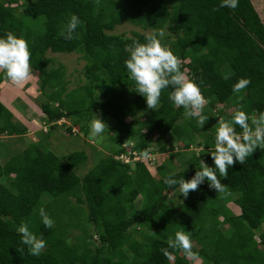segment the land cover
I'll list each match as a JSON object with an SVG mask.
<instances>
[{
    "label": "trees",
    "instance_id": "obj_1",
    "mask_svg": "<svg viewBox=\"0 0 264 264\" xmlns=\"http://www.w3.org/2000/svg\"><path fill=\"white\" fill-rule=\"evenodd\" d=\"M18 2L0 0V37L10 31L28 42L46 124L55 129L61 120L72 119L68 134L75 135L77 128L89 136L94 114L103 121L112 117L115 124L108 134L116 146L84 176L78 171L88 159L86 152L76 150L62 159L52 151L51 131L0 162V264H192L179 249H168L173 261L161 251L176 231L192 234L198 247L192 251L203 264H264V150L257 149L243 165L230 167L227 178H219L223 191L211 190L205 181L176 212L170 192L179 185L170 189L164 179L175 174V179L190 180L197 170L173 171L160 165L156 178L146 161L134 162L132 170L130 163L118 158L130 152L142 156L170 136L188 149L194 143L192 132L201 127L168 99L171 88L162 92L156 109H148L124 64L126 46L133 40L146 42L145 34L128 38L109 33L123 21L156 33L168 29L174 39L170 44L158 38L182 60V70L189 69L208 100L205 129L215 131L209 127L215 120L213 111L229 104L245 111L251 123L253 115L264 112V22L253 0H238L235 9L221 8V0ZM73 14L82 22L74 33L78 38L65 40L59 34ZM48 52L81 55L86 84L66 93L70 81L65 79V67L49 69ZM5 77L0 72V83ZM241 78L251 83L234 94L233 85ZM233 113L218 114L230 121ZM12 114L0 101V136L26 135L28 128L13 123ZM234 127L237 133L242 131ZM214 144L213 137L199 144L206 150L199 161L211 167ZM139 196L143 207L132 208ZM70 198L78 201L76 207ZM230 202L240 208L239 215L227 206ZM41 208L54 227L43 225ZM21 222L46 241L39 257L21 244L17 232ZM229 223V229L222 228ZM73 229L81 233L74 241Z\"/></svg>",
    "mask_w": 264,
    "mask_h": 264
},
{
    "label": "clouds",
    "instance_id": "obj_2",
    "mask_svg": "<svg viewBox=\"0 0 264 264\" xmlns=\"http://www.w3.org/2000/svg\"><path fill=\"white\" fill-rule=\"evenodd\" d=\"M221 8L238 7V0H221ZM82 22L75 15H71L68 22L60 32L65 40L78 38L74 35L75 30ZM158 36L163 32H151L145 35L144 43L133 40L132 44L126 46L125 51L128 58L124 61L129 79L135 84L134 91L143 96L148 109H156L161 100L162 92L171 88L168 99L177 107L184 109L186 118H195L201 128L206 124L208 117L203 110L208 100L201 92L199 85L189 76V69L183 68L182 60L177 57L168 47L161 43ZM31 52L28 42L17 37L12 32H7L0 37V72L5 73L6 79L20 86L33 78L30 64ZM251 83L249 79L241 78L233 85V93L238 94L246 89ZM241 110L234 111L230 121L220 118L215 133L214 151L210 153L214 167L209 166L204 160L199 161L198 170L190 180L184 178L175 179V174L165 177L164 183L172 189L179 185V191L185 198L190 192L198 191L199 186L207 181L211 189L221 192L224 185L218 178H227L228 169L237 162L243 165L249 156L257 149L264 150V112L251 117ZM238 125L242 131L237 133L234 126ZM90 138L101 136L108 130L106 123L94 114L90 121ZM199 142V138H197ZM142 158L149 159L150 153L145 150ZM119 160V159H118ZM42 223L46 228L54 227V221L46 211L39 210ZM21 236V244L26 245L30 255L39 257L46 248V241L38 238L30 231L27 223L21 222L17 228ZM168 248L161 249L168 260L173 259V254L168 251L179 249L186 257L196 259L197 255L192 251L193 243L190 232L176 231L174 238L169 237ZM23 252L24 249H18Z\"/></svg>",
    "mask_w": 264,
    "mask_h": 264
},
{
    "label": "rangeland",
    "instance_id": "obj_3",
    "mask_svg": "<svg viewBox=\"0 0 264 264\" xmlns=\"http://www.w3.org/2000/svg\"><path fill=\"white\" fill-rule=\"evenodd\" d=\"M33 0H19L20 3H27ZM253 3L256 6V10L258 11L262 21L264 22V0H253ZM153 32L152 30L144 29L133 23L128 21H123L121 24L117 25L115 29L110 34L114 35H122L128 38L133 37L135 34H148ZM163 32V42L170 44L174 39L172 38L168 29L162 30ZM169 47V46H168ZM48 58L52 59V63L50 64L49 69L58 68L63 65L65 67V79L70 81V85L67 86V92L72 91L76 88L82 87L86 84L87 80L83 74L84 67L86 62L81 58L79 54H54L52 52H48L46 55ZM33 78L29 81L25 82L23 85L17 86L10 81H8L5 77L2 83H0V101L8 106V109L13 111V123L21 124L28 128V134L25 137L20 138H11L7 135L0 136V162H4L9 159L11 156L22 153L28 144L35 143L40 141V135L42 133H50L51 138L49 142L53 144L52 151H54L57 156L62 159L67 158V155L73 151H85L88 159L85 164L79 169L78 173L81 176H84L90 169L95 167L98 162L105 155L109 154V148L115 147L114 143L109 139L110 135L108 132L112 129L115 124V121L112 117L107 118L104 122L106 123L108 130L96 138H90L89 136H84L82 133L77 132V128L73 130L75 135H69L67 132L68 127H72L74 120H61L57 123L58 127L55 129H50L49 124H44L46 122L45 116L41 111V107L39 102L43 99L41 97L42 90L39 89V86L36 83L38 80L37 73H33ZM236 110V107L233 104L219 106L213 113H216L215 120L211 122L209 125L210 128L215 129V131L205 129L207 124L204 125V128H201L198 132L193 131V140L194 143L190 148H182V143L176 140L174 137H168L166 141H162L161 143H154L156 147H151L150 154L152 159L146 161L149 164L150 171L156 178H158L157 167L160 165L166 166L167 169L173 168V171L178 170H189L195 169L198 170L199 165V155L206 151L203 146H199V144L204 143V141L208 137H213L215 139V133L217 128V123L220 118H225V116L219 115V111H223L225 115H230ZM142 117V116H140ZM137 119H140L139 117ZM143 119V117L141 118ZM196 126L199 125L197 120L195 122ZM205 130H208L207 132ZM199 138V142L197 141ZM17 146V147H15ZM170 147H174L175 150L169 149ZM185 157V160H184ZM129 156H127V159ZM131 169H135L134 160H129ZM153 162V163H152ZM218 178L219 175H218ZM5 183V180L1 181ZM207 183V181H206ZM208 185V183H207ZM209 187V186H208ZM210 188V187H209ZM211 189V188H210ZM214 190V189H211ZM143 197L139 196L133 203L131 204L132 208L140 209L143 207ZM171 205L176 212H179L180 204L185 200V197L181 195L179 190H175L170 192ZM71 206L76 207L78 201L75 198H70ZM227 206L231 209L234 215L240 214V208L237 207L233 202L227 204ZM232 226L231 223L223 226V229H229ZM89 230V227H88ZM262 231L264 232V225L262 227ZM149 233L148 231L146 232ZM80 231L78 229H73L71 231V240H75V235H80ZM260 232L256 233V238L258 242ZM192 236V234H191ZM85 239V238H84ZM94 239H97L94 237ZM192 239V237H191ZM96 240V241H97ZM89 241V239H88ZM193 247L198 248L196 243L192 240ZM192 264H203L199 258L192 259L189 258ZM173 261V259H172Z\"/></svg>",
    "mask_w": 264,
    "mask_h": 264
},
{
    "label": "built area",
    "instance_id": "obj_4",
    "mask_svg": "<svg viewBox=\"0 0 264 264\" xmlns=\"http://www.w3.org/2000/svg\"><path fill=\"white\" fill-rule=\"evenodd\" d=\"M131 155H133V158L131 157ZM127 156H129L128 159L130 161L131 160H134V162H140V161L145 160V158H142V156H140L139 154H137V152H133V153L130 152V154H128V155H121L118 159L121 160L122 162L129 163V161L127 159ZM151 159H152V157H151V154H150L149 162H150Z\"/></svg>",
    "mask_w": 264,
    "mask_h": 264
},
{
    "label": "crops",
    "instance_id": "obj_5",
    "mask_svg": "<svg viewBox=\"0 0 264 264\" xmlns=\"http://www.w3.org/2000/svg\"><path fill=\"white\" fill-rule=\"evenodd\" d=\"M7 107H8V106H7ZM11 112L13 113L12 110H11ZM44 124H46V122H45ZM27 134H28V132H27ZM27 134H26V135H27ZM26 135H24V136H9V135H7V136H9V137H11V138H14V139H15V138L17 139V138H20V137H25ZM4 136H5V135H4ZM15 147H17V146H15Z\"/></svg>",
    "mask_w": 264,
    "mask_h": 264
}]
</instances>
